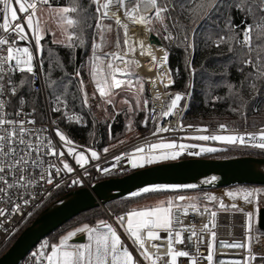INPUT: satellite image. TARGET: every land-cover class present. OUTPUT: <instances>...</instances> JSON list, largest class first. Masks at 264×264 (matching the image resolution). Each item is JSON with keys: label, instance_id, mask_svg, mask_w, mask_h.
Listing matches in <instances>:
<instances>
[{"label": "snow or ice", "instance_id": "snow-or-ice-1", "mask_svg": "<svg viewBox=\"0 0 264 264\" xmlns=\"http://www.w3.org/2000/svg\"><path fill=\"white\" fill-rule=\"evenodd\" d=\"M141 3L154 9L153 16H145L141 13ZM15 5V6H14ZM39 5H50V0H0V202L12 204L17 212L20 211L21 205L16 203L22 200L25 205L31 202L25 199L30 196L35 199L29 190L43 181L47 184H53V170L56 174L66 171L71 173L74 169L62 158L66 155L63 148L67 149V155L73 156L76 164L83 168L88 163V157L84 151H77L80 146L67 136L59 127L57 120L48 119L53 125H57L52 131L58 137V141L54 143L52 132L49 131L47 125H38L36 114V101L31 102L20 96L18 100L19 107L14 112L7 111L11 105L13 97H16L19 90L27 87L29 92L37 91L35 83L37 79H42L43 85L49 90L45 97L48 108L53 113H61L62 118L67 122L81 123L83 117L71 112L69 96L71 101L81 100L83 106H87L89 102L88 94L85 90V82L81 78V73L77 70L71 74L67 80L53 79L50 72L43 71V59L38 54L43 53L41 41L45 38L47 30L42 26L39 17L41 9ZM89 5L94 6L95 15L92 17L96 20L95 29L101 43H96L92 47V56L89 60L90 75L95 81V87L101 97H110L114 89L132 88V77L135 75L131 68L133 65L140 66V62L135 59H129V54L134 55L137 51L136 42L133 37L128 35V24L123 23L118 13L123 10V16L127 17L133 23L147 26L153 18L159 20L163 24L164 31L167 35L164 39L172 41L175 39L179 42V46L185 50L195 47L194 40L198 34L197 29L200 27L199 21H210L215 24V28H209L206 35L207 46L220 48L227 46L228 52L231 53L230 64H236L237 71L243 76L238 85L234 83H225L229 90V95L243 102L242 91L247 89L250 93L259 94L260 87H264V0H89ZM229 12L231 9L239 11L244 19L239 25L232 22L231 15L224 17V26L220 27V21H213V15H221V9ZM180 10V14L186 15L190 22L195 25L188 30L184 25H179L180 31L173 36L169 31L167 24H164L167 14L171 17L172 11ZM48 11L50 15H55L59 22L64 36L63 40H53L64 47L73 49L82 46L84 40L82 37V20L81 15L87 11L80 0H70L66 6L51 7ZM23 14V19L21 15ZM252 19L253 23H248ZM87 17L84 18L86 22ZM106 19L114 20L115 24L124 29L123 45L128 46L127 50L121 47V39L118 35L116 46L119 51L115 53L102 52V45L106 43L104 33L111 31V25H105ZM175 20V18H172ZM174 26H176L174 24ZM91 27V25H89ZM26 28L29 31H26ZM239 29V31L237 30ZM148 31H152L148 29ZM34 40L36 53L32 49V41ZM55 35L54 33L52 34ZM11 37V38H9ZM19 41H28L29 46H19ZM140 55L145 53L150 56L151 60L156 63L157 68H161L168 61V53L157 58L151 45L145 46L144 41H139ZM120 61L124 64L121 68L116 64ZM189 63H191L189 61ZM56 63V67H59ZM37 67L42 71L37 74ZM245 68L250 69L245 72ZM151 71V69H149ZM194 73V69L192 70ZM20 74L21 79L17 82L15 77ZM227 74V66L225 73ZM76 78L78 92L69 93V85L72 83V76ZM119 77H124L121 79ZM169 84L174 81L169 80ZM168 85H165L167 87ZM142 91L143 84H139ZM184 95L175 94L166 109L159 114L160 117L167 118L175 115V110L179 108V102L184 99ZM221 97H214L219 100ZM111 104V99L106 100ZM128 101H125L127 103ZM31 103L29 111H25V106ZM245 105L242 103L241 107ZM233 112L239 109H231ZM153 111H155L153 109ZM183 111V110H181ZM243 114V113H242ZM43 119V118H42ZM144 125L147 126L148 121L145 120ZM182 122H178L176 126L158 127L153 135L160 132L175 131L177 128H183ZM189 128H194L188 125ZM227 125H219L221 131H227ZM196 132H207V128H194ZM191 139L201 141H221L229 145H245L249 142L253 147L264 149V129L258 133L245 134H210L196 135ZM189 145L177 144L176 142H148L147 154L131 156L130 162L133 168L151 165L165 160H175L183 153ZM190 147H196L191 145ZM156 150H159L157 153ZM105 152L108 149H104ZM201 152H215V148H201ZM136 153H144V146H137ZM93 159L98 158L96 151H91ZM54 158V159H53ZM117 160L120 157H116ZM59 161V165L57 164ZM212 177L208 183L216 180ZM73 184L79 183L73 180ZM59 187V185H56ZM197 185H155L146 186L140 192L132 193V196H138L141 193L161 192L179 189H195ZM259 189L238 188L228 191L227 197L235 201L238 197L246 204H253L254 198L259 194ZM197 197H186L179 195L178 197L161 200L158 204L151 207L141 209H132L125 214L116 217L117 224L123 228L124 233L132 240V243L139 248L138 257L133 255L129 247L124 244L121 235L118 233L117 227L105 220H100L95 227L84 225L76 228L75 231H69L67 235L59 239L58 243L49 245L45 242L42 248H50V253H34V257H39L41 264L46 261L47 264H142V261L148 264H177L178 258H190L192 264H197V257L190 255L187 250H177L174 243L183 245L185 243L183 233H189L188 239L192 241L194 247L198 249L199 243L202 242V235L209 231V224L215 228V218L217 211L210 210L207 206L203 209L197 203H183L186 200L194 201ZM204 199L210 202H217L219 209L231 208L238 212L244 213L248 219V229L252 228L253 212H245V209L231 203L226 205L222 198H218L213 194H205ZM204 218L207 214L210 219L202 223L201 231H196L193 222H189L185 226V220L189 213ZM258 212L259 209L257 208ZM4 209L0 208V216H6ZM2 226V225H0ZM165 232L167 241V252L160 254L159 249L162 245L154 243L162 240L160 232ZM78 233L87 235L88 243H69ZM195 238V240H193ZM216 239L215 231H211V240ZM252 237H249L251 241ZM258 242V237L256 238ZM151 241V247L156 248V253H150L147 243ZM222 246L227 248H243L241 243H227L221 241ZM213 245H210L212 247ZM250 253V244H249ZM166 258H170V261ZM255 259V257H252ZM207 261H213V254L210 252ZM228 264H240L239 261L228 262Z\"/></svg>", "mask_w": 264, "mask_h": 264}, {"label": "built area", "instance_id": "built-area-1", "mask_svg": "<svg viewBox=\"0 0 264 264\" xmlns=\"http://www.w3.org/2000/svg\"><path fill=\"white\" fill-rule=\"evenodd\" d=\"M15 6V5H14ZM41 5H39L40 7ZM21 18L23 19V14ZM2 23V20H0ZM26 31L28 29L26 28ZM0 35H4L0 32ZM11 38V37H9ZM29 40L32 41V49L34 53H36V48L34 46V40L29 35ZM23 41H19L20 43ZM28 42V41H27ZM29 43V42H28ZM39 55V54H38ZM40 56V55H39ZM41 69L37 67V74H41ZM20 74H17L15 80L18 82ZM169 80L174 81V83L169 84ZM150 84L149 88V107L147 112L146 120L148 121L147 126H144L145 129L153 127L152 132L147 134L143 137L138 143H148V142H159V141H170L176 142L179 144L189 145V147L185 148L181 156L187 157L188 159H196L201 158L204 154L208 152H201L200 149L203 146H210L215 147L217 149H244V150H251V151H260L264 152V149H260L258 147H253L252 143L249 142L245 145H229L227 143L221 141H201L191 139V137L196 135H210V134H222V135H229V134H245V133H258L261 129H264V126L257 127V128H230L227 127V131H221L219 129V124H210V125H192L194 128H207V132H196L194 128H189L183 124V118L185 113L188 109L189 102L191 99V91L183 92L174 89L175 79L174 75L170 69L169 65V58L167 61V73L164 76H161L156 81H148ZM165 85H168L165 87ZM35 88L37 91H33L36 93H40L42 96V102L44 105V116L43 119H37L38 125H47L49 131L52 132V139L55 142L58 141V137L55 136V133L52 131L57 125H53L51 121L48 119L51 117V120L58 121V127L67 135L69 136L75 144L79 145L80 147L77 148V151H84L85 155L88 157V163L81 168L78 164H76L75 159L73 156L67 155V149L63 148L62 150L65 151L66 155L62 158L70 166L74 169L73 172L67 173L66 171H62L59 174H56L53 170V184H47L43 181L40 182V185H37L31 188L29 191L35 195V199H31L30 196H25V199H30L31 202L27 205L23 203L22 200L16 201L21 205V209L19 212L15 210L14 205L6 204L0 202V208L4 209L7 213L6 216H0V257L3 248L5 245L11 241L14 237L21 233V231L25 230L28 226H30L33 221H35L46 209H48L53 204L57 203L60 199L65 197L66 195L70 194L73 191L82 189V188H91L94 184L104 181L110 180L114 178H119L126 176L135 170L138 167L133 168L131 166V156L132 155H140V154H147L145 153H132L130 152L136 144L126 148L119 150L115 153H103L99 148L92 147L84 144L80 140L73 139L68 130L67 125L70 123H75L79 126L86 125V118L79 114L75 109L71 106V112L69 114H76L83 117L81 123L76 122H67L66 119L62 118L61 113H53L47 106V102L45 97L48 95V90L44 87L42 79H37L35 83ZM182 94L184 95V99L179 102V108L175 110L174 116H169L167 118L160 117V113L162 110L166 109V106L170 103L171 99L175 94ZM20 95V90L18 91L16 97L12 98L11 105L8 107L7 111L14 112L16 108L19 107L18 100ZM30 106H25V111H29ZM153 109L155 111H153ZM183 110V111H181ZM178 122H182L184 127L177 128L175 131L169 132H160L157 135H153V132L156 131L158 127L163 126H176ZM191 145H196V147H190ZM91 151H96L98 154L97 159H93L91 157ZM120 157L119 160L116 157ZM54 159V158H53ZM59 165V161H57ZM62 167V165H59ZM73 180H78L79 183L73 184ZM59 185L57 187L56 185ZM244 187H254V186H234L229 187L231 190H236L238 188ZM222 199L226 205H230L231 203H236L240 207L245 209V212H253V220H252V228L248 229V219L244 213L238 212L230 207L227 209H219V207H208L212 211H217V216L215 218L216 226L212 228L211 224H209V231L203 233L202 235V242L199 243L198 249L194 247L192 241L188 239L189 233L185 231L183 233L185 243L183 245L174 243V247L177 250H187L189 251L190 255L197 257V264H228V262L232 261H239L240 264H264V232H256L255 225L258 223V212L256 209V198H254L253 204H246L244 203L239 197L233 201L230 197L223 196ZM203 209L204 206H199ZM259 209V208H258ZM210 217L206 214L204 218L196 216L194 214L189 213L188 217L185 220V226L191 221L196 226V231L200 233L202 223L207 222ZM211 231H215L216 239L213 242L211 240ZM121 238L129 247V250L133 252L134 256L138 257L139 248H137L133 243L132 240L121 230L119 229ZM166 233L161 231L160 236L162 240H157L154 243L158 245H162L159 249L160 254H164L167 252V241H166ZM249 237H252L251 241H249ZM258 242H257V239ZM195 240V238H193ZM221 241H225L229 244L241 243L244 244L245 247L243 248H227L222 246ZM69 243H74L73 240L69 241ZM153 242L149 241L147 243V247L150 253H156L157 249L151 247ZM78 244V243H76ZM80 244V243H79ZM249 244H250V253H249ZM210 245H213L210 247ZM33 251L29 255V261H23L21 264H41V260L39 257H34ZM213 254V261H207L206 257L209 253ZM255 257L253 259L252 257ZM139 258V257H138ZM170 261V258H166ZM43 264H47L46 261H43ZM142 264H148L146 261H142ZM177 264H192L190 258H178Z\"/></svg>", "mask_w": 264, "mask_h": 264}, {"label": "trees", "instance_id": "trees-1", "mask_svg": "<svg viewBox=\"0 0 264 264\" xmlns=\"http://www.w3.org/2000/svg\"><path fill=\"white\" fill-rule=\"evenodd\" d=\"M68 3H70V0H50V6L53 7L66 6ZM80 3L85 9H87V11L80 17L82 20V37L84 44L69 49L62 45L53 44L50 40V36L45 37L42 42L44 51L40 55V58L43 59V70L45 72H50L53 79L67 80L71 74H74L79 70L81 78L84 82H87L85 65L90 55L93 42L97 38L95 29L96 20L92 18L95 15V11L94 6L89 5V0H80ZM221 13L224 15L221 16L217 14L212 17L213 21H220L221 28L224 26V17L229 14L233 18L232 22L235 25H239L241 20L244 19L243 15L236 9H231L229 13L225 12L222 8ZM165 16L166 18L163 23L167 24L169 31L173 33L174 37L180 31L179 25H184L188 30L195 27L186 15L180 14L179 9H176L171 13V17L175 18V20L168 18L167 14H165ZM85 17H87L86 22H84ZM199 23L200 27L197 29L198 34L195 36V47L192 48V51L190 49L185 50L184 47L179 46V42L175 39L172 41L164 39V36L167 35V33L164 31L161 22L157 31V35H159L161 42L169 52V65L175 79L174 89L183 92L191 91V99L183 118V124L185 126L210 125L217 122L219 125L224 124L230 128L237 129L264 126V87H260L259 94L250 93L247 89H244L242 91L243 102L230 96L225 83H234L238 85L239 81L243 79V76L237 71L238 66L236 64L229 63L232 54L228 52V47L226 45L221 46L220 48L207 46L206 35L209 28H215V24L210 21H199ZM248 23H253L252 19L249 18ZM174 24L176 26H174ZM89 25H91V27H89ZM237 30L239 31V29ZM189 61L191 63H189ZM56 63H59L60 66L56 67ZM226 66L227 74L222 75L225 73ZM193 69L195 70L194 73L192 71ZM249 70L250 69L245 68V72ZM20 79L21 76L18 81ZM76 82V78L73 75L72 83L69 85V93H75L77 96H80L81 94L75 87ZM19 96H24L29 102L35 99V106L37 108L36 117L37 119L43 118L44 105L40 93L29 92V89L25 87L20 90ZM214 97H221V99L214 100ZM69 101L70 106L84 116L87 121L85 126H79L75 123L68 124L66 127L70 136L75 140H80L88 146L97 147L101 151H104L109 145L108 128L95 116L94 105L90 106L88 104L87 106H83L79 99L71 101V96H69ZM242 103L245 105L244 107H241ZM28 105L31 107V103ZM233 108L239 110L233 112L231 110ZM125 127L124 118L118 116L112 126L113 137L119 139V137L122 136ZM152 130L153 127L144 129L145 135L152 132ZM240 157L264 158V152L241 151L238 149L227 148L218 149L215 152H208L201 158L225 160ZM185 159L188 158L181 156L177 160ZM204 191H207V189L163 193L188 194ZM152 194L154 193L146 194V196H151ZM130 205L131 203L127 198H123L108 203L106 207L116 219L117 216L130 211ZM256 206L259 209L264 207V197L257 199ZM107 219L108 216L104 209L102 207H97L72 219L44 241H48V243H50L49 245L56 243L57 238L64 232V230L79 220L81 221V224L86 223L92 226L99 220ZM16 237L5 245L1 255L12 246L17 239ZM49 251L50 248L46 250V252ZM28 258L29 256L24 261Z\"/></svg>", "mask_w": 264, "mask_h": 264}, {"label": "water", "instance_id": "water-1", "mask_svg": "<svg viewBox=\"0 0 264 264\" xmlns=\"http://www.w3.org/2000/svg\"><path fill=\"white\" fill-rule=\"evenodd\" d=\"M151 42L163 46L160 38L151 32ZM205 183L195 189H224L234 186L264 187V158L240 157L214 160L205 158L178 160L158 164L119 178L104 180L91 188L71 192L46 209L17 237L12 246L0 257V264H21L46 238L72 219L97 207L132 196L146 186L196 185L201 178ZM182 190V189H179ZM110 219L112 217L110 216ZM258 229L264 232V207L258 211ZM84 237L73 240L83 243Z\"/></svg>", "mask_w": 264, "mask_h": 264}, {"label": "rangeland", "instance_id": "rangeland-1", "mask_svg": "<svg viewBox=\"0 0 264 264\" xmlns=\"http://www.w3.org/2000/svg\"><path fill=\"white\" fill-rule=\"evenodd\" d=\"M49 6L50 5H41L39 7L41 9V11L38 14H39V17L41 20V24L47 30V34L45 35V37L50 36V40L53 44L61 45L59 43L53 42L54 39L55 40H63L64 36L62 35L60 22H59L58 18L54 14L50 15V13L48 11ZM51 7H53V6H51ZM144 7H145V4L141 3V8H140L141 13L145 16H153L154 9L152 7H151V9L150 8L147 9ZM127 20L131 21L129 19H127ZM103 23L105 25H111V31L104 33V38H105L106 43L102 45V52H100V54L103 55L104 53H115V52L120 50L116 46V40H117L118 35L121 39V47L124 50H127L128 46L123 45L124 29L122 27L117 26L115 24L114 20H111V19H106V20H104ZM159 25H160V21L153 18L151 20V22L149 24H147V27H148V29L152 30L150 32L157 35ZM28 31L30 32V30H28ZM132 31H133V28H128V35L130 37H131ZM53 33L55 34L54 36L52 35ZM157 36L159 37V35H157ZM43 40L41 41V45H42ZM96 43H101L98 35H97V38L94 40L93 45ZM93 45H92V47H93ZM20 46H29V43L27 41H23L20 43ZM163 48L165 49V51H167L168 56H169V52H168L167 48L164 45H163ZM190 50L192 51V48ZM39 55H41V54H39ZM91 56H92V48H91L90 55L86 61V65H85V70H86V75H87V82H85V89H86V92H87L88 98H89L88 104L90 106L94 105L95 116L99 119V121H101L108 128V143H109V145L106 147L108 149V151L107 152L102 151V152L107 153V154L115 153L119 150L126 149V148H128L134 144H136V146L133 147L130 152L136 154L135 149L137 146H144L145 152H147V144L148 143H138V142L143 137L146 136L145 132H144V129H145L144 126L145 125L143 122L146 120L148 107H149L150 84H149L148 80L145 77L138 74L137 67L135 65H133L131 68V71H133L135 73V75L132 77L133 87L132 88H126L125 87V88H121V89H114L112 91L110 97H108V98L101 97L99 95L98 91L96 90L95 81H93V79L90 75V71H89V69H90L89 60H90ZM132 56H133L132 54H129L128 58L133 59ZM116 64L121 68L124 67V64H122L120 61H116ZM119 78L124 79V77H119ZM141 82L143 84L142 91L139 89V84ZM107 99H111L112 103L111 104L107 103L106 102ZM125 101H128V102L125 103ZM118 116H122V118H124V122H125L126 127L124 128V132H123L122 136L119 137V139H115L113 137V133H112V126H113V123L117 119ZM212 124H219V123L215 122ZM167 142H170V141H167ZM209 147L210 146H203V148H209ZM210 148H215V147L212 146ZM215 149H217V148H215ZM238 150L251 151V150H244V149H238ZM156 151H157V153L159 152V150H156ZM140 155H142V154H140ZM136 156L138 157L139 155H136ZM179 157L180 156H178L175 160L170 159V160L161 161V162L151 164V165L146 164L143 167H138L137 170L143 169L146 167H150V166H154V165H158V164L178 161L177 159ZM244 188L245 189H259L260 190L259 194L255 197L256 201L258 198L264 197V187L254 186V187H244ZM182 190H195V189H182ZM182 190L150 192V193H154L151 196H146V194H149V193H146V194L141 193L138 196H129L126 198L131 203V205L129 207L130 210L155 206L161 200H167V199L175 198V197H178L179 195H184L186 197H197L198 198L197 200H194V201L186 200L183 202L185 204L197 203L198 206L218 207L217 202H210V201H207L206 199H204L205 194H213V195H216L218 198H222L223 196H226V193L228 191H230L229 188H224V189L207 190L204 192H192V193H188V194L163 193V192H179ZM103 209L107 213V216H108V219L105 221L113 224L114 227H117L118 233L120 234L119 229H121L123 231V228H120L118 226L116 219L111 215V213L109 212V210L106 206ZM110 216L112 217L113 220L110 219ZM99 221H97V223L95 225H92V226H90L89 224H86V223L81 224L80 220L75 222L74 224H72L71 226H69L68 228H66L64 230V232L57 238L56 243H58L59 239L63 238L64 235H67L69 231H75L76 228L83 227L84 225H88L89 227H95L99 223ZM255 231L260 232V230L258 229V223L255 225ZM19 235L20 234H18L17 237ZM81 237H84L85 238L84 242L88 243L86 233L85 234L78 233L77 236L73 237V240H77L78 238H81ZM122 241L124 242L123 239H122ZM45 242L48 243V241L42 242L34 250L35 251L34 253H50V251L46 252V250L48 248H42V245H44ZM48 244H50V243H48ZM124 244L127 246V244L125 242H124ZM31 256H32V254H31ZM29 260H30V257L27 259V261H29Z\"/></svg>", "mask_w": 264, "mask_h": 264}, {"label": "bare ground", "instance_id": "bare-ground-1", "mask_svg": "<svg viewBox=\"0 0 264 264\" xmlns=\"http://www.w3.org/2000/svg\"><path fill=\"white\" fill-rule=\"evenodd\" d=\"M144 8L151 9L150 6H145ZM118 15H120L123 23L128 24V28H133L131 37H133L136 42L135 46L137 48V51L132 56V58L140 62V66L137 67L138 74L145 77L148 81H156V79H159L161 76H164L167 73V63L164 64L163 67L157 68L156 63L151 60L150 56H148L146 53L144 55H140L139 41L143 40L145 46L151 45L157 58H160L165 54V49L163 48V46H158L151 42V32L148 31L147 26L128 21V18L123 16V10H121ZM149 69H151V71H149ZM205 183H207V179L204 177L199 179L196 185L200 186Z\"/></svg>", "mask_w": 264, "mask_h": 264}, {"label": "crops", "instance_id": "crops-1", "mask_svg": "<svg viewBox=\"0 0 264 264\" xmlns=\"http://www.w3.org/2000/svg\"><path fill=\"white\" fill-rule=\"evenodd\" d=\"M73 240V239H72ZM83 243H85V242H83ZM81 244V243H80Z\"/></svg>", "mask_w": 264, "mask_h": 264}]
</instances>
